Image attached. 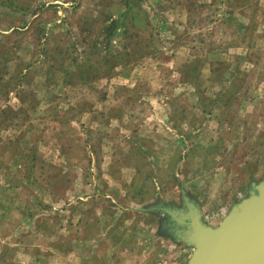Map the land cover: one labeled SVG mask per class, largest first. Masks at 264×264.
<instances>
[{
    "label": "rangeland",
    "instance_id": "374dc122",
    "mask_svg": "<svg viewBox=\"0 0 264 264\" xmlns=\"http://www.w3.org/2000/svg\"><path fill=\"white\" fill-rule=\"evenodd\" d=\"M246 4H254L249 8L253 16L262 13V0H0V264H16L15 259L21 255L9 247L10 240L31 242L36 238L44 239L45 232L39 228L55 225V219L50 216L35 221L42 208L30 199L36 198L37 191L22 184L30 175L34 160L15 153L17 144L7 140L8 136L21 134L20 126L28 123L27 113L30 112H34L35 116L31 118H34L36 130L20 135L25 152L30 148L46 151L45 144L40 142L43 134L38 131L50 129V140L65 142L63 153L80 163L85 158L81 156L85 142L80 137L83 131L93 149H98L92 171L96 183L104 177L111 181L112 177L118 178L122 174L120 166L124 163L142 166L139 176L135 169L125 174L129 180L140 175L143 177L132 185L128 183L122 199H99L96 204L98 210L116 211L115 220L111 218L110 241H125L131 245L129 248L138 245L136 251L139 255L129 251L124 255L128 264L188 263L195 249L181 241L166 223L170 220L167 210L182 205L181 189L186 184L181 180L185 179L186 183L193 178L197 182L201 171L199 164L203 154L192 153L194 156L190 157L188 152L195 139V134H190L199 123L194 115L198 110L192 108L199 102L195 88L200 85L202 95L199 97L205 102L209 115L214 111V92L223 91L221 84H212L210 77L214 76L201 75L200 68L210 64L217 53L221 57L220 73L231 65H243L246 56L241 57L237 52L246 47L245 44L253 43L255 49L248 59L256 68L249 69L250 81L254 82L249 93L258 90L264 94L261 85L264 82V41L259 38L264 27L256 22L244 23ZM248 34L255 39L248 42ZM124 70L128 73L127 85H117L119 74ZM229 72L230 69L226 73ZM235 85L239 86V82ZM14 89L20 99L31 101L28 109L24 110L13 100L11 90ZM88 97L97 100L98 104H95L93 119L89 122L90 129L85 131L81 130V116L93 107L84 99ZM106 98L112 101L109 113L103 105ZM118 98H122L124 104L113 105ZM156 98H164L166 105H152L151 101ZM259 102L256 100L257 104ZM166 109L174 115L171 120L163 121L167 118ZM153 110L159 113L157 121L160 125L169 124L178 130L174 138L168 137L165 130H160L159 136L152 139L149 135H139L141 130L148 134L156 123L150 120ZM188 113L195 117L182 125ZM260 114L262 118L257 116L258 121H250L247 145H238L234 149L238 151L232 153L234 161L238 162H233L229 168L212 165L209 169L212 186L220 181L219 174L223 182L233 185L238 198L250 195V177H254L253 181L264 178L262 105ZM44 116H50L49 120L54 121H40ZM109 117L121 120L114 122L112 130L106 131L101 123ZM56 120L61 124L56 125ZM12 124L18 127L7 131ZM182 131H188L185 138ZM109 144L114 145L116 152L102 154L103 145L106 150ZM166 146L170 153L160 151ZM49 153L54 158L57 156L55 149ZM29 155L31 157L34 153ZM182 156L187 161L178 170ZM194 157H197L196 161ZM106 161H115L109 171L103 169ZM256 163L257 170L254 169ZM48 170L59 178H72L71 171H55L44 161L39 164L38 176ZM73 172L83 173L77 165ZM202 181L206 182L205 176ZM59 184L57 191L62 193V181ZM111 184L116 188L117 183ZM195 187L189 186L191 189ZM227 187L223 189L230 190ZM209 189L208 186L206 191ZM100 190L117 192L106 186H101ZM79 192L74 190L70 196ZM25 196H29L27 200L23 199ZM160 199L176 201L177 205H163ZM49 200L45 204L52 207L53 201ZM120 205L138 212L125 213L123 208H118ZM169 206L171 208H165ZM9 209H23L26 219H32L35 231L12 239L9 227L15 228L24 221H15L20 216L18 214L10 220L5 212Z\"/></svg>",
    "mask_w": 264,
    "mask_h": 264
},
{
    "label": "crops",
    "instance_id": "0c3cea01",
    "mask_svg": "<svg viewBox=\"0 0 264 264\" xmlns=\"http://www.w3.org/2000/svg\"><path fill=\"white\" fill-rule=\"evenodd\" d=\"M262 2L264 3V0H262ZM260 5H262V13L253 16L249 8L251 6H254V4H246V11L244 12V20L246 21L244 22L245 24L248 25L252 22H256L260 26L264 27V4ZM259 38L264 41V33L262 34V36H259ZM252 39L254 40L255 38L251 37V35L248 34V42H251ZM216 41L220 40L216 39ZM244 46L246 47H243L237 53L241 55V57L246 56L245 66V63H243V65L241 63L231 65L226 69V71L223 70L222 73H220L222 69H220L219 67L221 57L220 54L217 53L214 55L215 58L211 60L210 64L203 65L200 68L201 75L204 74L206 77L210 74L213 75L214 78L210 77L213 82L212 84H221L223 91L214 92V111L209 115L206 112V109L208 108L206 107L205 102L201 99V97H199L200 95H202L201 91L199 90L200 85L198 86V88H195L196 90H198L197 94H199V102L192 108H197L198 110L194 115L198 117L199 123L198 126L194 127V129L192 130L193 133L190 132V136L195 134L193 137V139H195L194 144H192V148L189 149L188 152L191 154L190 157L194 156L192 155V153L197 155L203 154L202 157H200L201 162L199 164V167L201 168V171L199 174V180L197 182H194L193 178H191L186 183L184 182L185 179L181 180L184 184H186L185 187L182 186L183 188L181 189V207H165L168 209H174L175 211L184 208V211H187V202L196 203L202 210L204 222L213 227H217L223 221L225 216L231 211V209L238 202L244 200L247 197L238 198L239 194H234L236 192V189H232L233 185L231 183L227 184L225 181L223 182V179L221 178V176H219V174L217 175V178H219L220 181H218L217 185L212 186L213 180L210 181V179L208 178V175L211 173L209 169H212V165H215V168H229L233 166V162H238V160L234 161V157L232 156V153L238 151L234 150L235 147H237L238 145H247L248 131L251 129L250 121H253L254 119H257L258 121L259 119L256 118L257 116L262 118V114H260V105L264 106V94H260L258 90H254L249 93V90H252L254 88L253 84L252 88L249 89L251 84L254 83L250 81L249 69H255L256 66L253 62H249L248 56L251 55V53L255 49V45L253 43H247ZM229 69L230 72L227 74L226 72ZM156 70H158V67H156ZM245 71L247 74H245ZM127 74L128 73L125 70L119 74L120 79L118 80L119 82H117V85H127ZM236 82H239V86L235 85ZM181 83L179 82V84ZM183 83L187 82L184 81ZM261 85L264 89V82H261ZM16 92V89L11 90V95L12 97H14L13 100H16V103L18 102L19 106L24 110L28 109L31 101L20 99ZM223 92L226 95H223ZM84 99H86L88 104L93 105L91 111L82 114V121L80 122L81 130L89 131V122L93 119V110L95 109V104H98V101L89 97ZM256 100H260V102L257 104ZM104 102L105 104L103 105H105V109L109 113L112 101L106 98ZM166 103L167 102L164 98H156L154 99V101H151L152 105H166ZM115 104L121 106L122 104H124V100H122V98L115 99L113 105ZM49 105L50 104H48V107ZM152 112L153 114L150 116V120L156 123L152 125V128L148 134L144 133L143 130H141L139 135L141 137H147L146 135H149L152 139V137L159 136L160 130H165L168 137L171 136L172 138H174L173 136L177 135L176 132H178V130L170 127L169 124L165 125V123H163L160 125V122L157 121L159 120L158 111L153 110ZM27 114L30 118L28 123L20 126L21 134L24 133L23 136L31 134V132H34L36 130L33 124L34 118H31L32 116H35L34 112H30ZM40 115L41 114H39V118ZM173 115L174 114L168 113L167 111L166 120L165 118H163L162 120H171ZM194 117H192V113H188L187 117L184 118L185 121L183 120L182 125H186L188 122L187 120L194 119ZM49 119L50 116H44V119H40V121L44 120L46 123L47 121L49 123L54 121ZM13 120L15 119L13 118ZM119 120H112L111 117H109L108 120L105 121V123H101V127H104V130L106 131H110L112 130V126H115L114 122H119ZM57 123L61 124L60 121L56 120V125ZM17 127L18 126L15 124L9 125L7 127V131H10ZM38 132L43 134V138L40 139V142L42 141V143L45 144L47 148L46 151H43L39 148H30L29 150H27V152H25V147L24 145H21V142L19 140L21 138V134L12 135L10 137L8 136L7 140L8 142L11 141L17 144L18 151H15V153L21 154L24 159L32 158V160H34L30 175L23 179L22 184L23 186L29 187L28 189L33 188L37 191L36 198L30 199L32 203L36 202V204H38L42 208L41 213H39L36 218L34 217L35 221L37 222V220L41 219L42 217L50 216L55 219V225L52 226V228L46 226V228H39L41 229V232H45V235H42L44 239L40 237L41 239L36 238L31 242L10 240L11 242L7 243L9 247L16 251L18 250L17 252L21 254L20 257L15 259V263L128 264L126 260L127 257H125L124 255L128 251L130 253H135L136 256L137 254L139 255V253L136 251V249L139 248L138 245L133 248H129L131 245H127L125 241H110V227L112 223L111 218H114L115 220L116 211H111L108 209L98 210L96 209V204L99 199H106L108 201L110 198L111 201H116L118 197L122 199L123 191L126 190V186L128 185V183L132 185V183H136L138 178L142 179L143 177V175H140V177H135L129 180L127 179V176L125 177V174L129 170L135 169L138 172L136 173L137 176H139V172L143 170L142 166L139 164L133 165L124 163L120 166L122 174L118 178L112 177L111 181L110 178L104 177L100 179V182L96 183V179L93 176L92 171L93 167L96 164L95 158L98 155V149H93L90 141L87 140L88 135L85 132L82 131L80 133V137L85 139V142L83 143L84 148H82L83 151L81 155H84L85 158L82 159L80 163L78 160L74 162L75 160L68 158L66 154L63 153L65 142L53 143L50 140V129L44 130V128H42ZM124 132L127 133V131L125 130ZM182 132L185 138V134L188 133V131ZM118 133L121 135V127H119ZM102 136H104V133H102ZM180 136L182 135L180 134ZM48 142L50 143L47 144ZM171 142L175 143L173 140ZM105 147L106 145H103L101 149L102 154L116 152L114 145L110 146L109 144V150H105ZM187 147H189V144H187ZM52 149H55L57 152V156L55 158L52 157L49 153ZM148 151L152 155H154V152L151 148L148 147ZM160 151L170 153L171 150L166 146ZM31 152H33L34 155L30 157L29 154H31ZM194 158L196 161L197 157ZM41 161L46 162L48 166L52 167V169H54L55 171L59 172L60 170L64 171L65 169L71 171V180H68L67 176H65L64 178H59V176L53 174L51 170H48L46 174L45 172L47 170L42 171L40 173L41 176H38L39 164ZM185 161H187L186 157L182 156V158L180 159L181 163H179L178 165V170H180L181 166L184 165L183 163H185ZM114 164L115 161H106V164L103 165V169L109 171V169H111V165L113 166ZM76 165L80 168L81 173L83 172L82 175L73 172V169L76 168ZM21 166L22 165L20 164L19 168H21ZM255 168L256 170L258 169L257 163L254 169ZM253 173H255V171H253ZM204 176L206 177L205 183H203L202 181ZM253 180L254 177H250L248 182V186H251L252 189L256 184L264 180V178L258 181ZM59 181H62V185L64 186L62 193H59V191H57V188H59L60 185ZM111 183H117L116 188H112ZM226 185H228L227 188L230 190L223 189ZM101 186L110 187V189H115L117 192H101ZM189 186L196 187L191 189L189 188ZM208 186L211 189L206 191ZM102 189L105 188L102 187ZM106 189L109 190L108 188ZM74 190L80 191L79 194L76 193L70 196V193H72ZM28 197L29 196H25L23 199L27 200ZM48 198L50 199L49 201H53L52 207L45 204L48 201ZM160 200V203L163 205H177V203H175L176 201H166L164 199ZM54 203L56 204V206H60V208H56V206L54 207ZM118 208H123L122 210L125 213H127V211L138 212V210L129 208L128 206L120 205V207ZM22 210L13 211L12 209H9L8 211H5L6 216L9 217L10 220L16 217L15 215L18 214L20 216H18L15 221H24L23 224L15 228L11 229L9 227V235H11L12 239H16L20 237V235L22 236L24 233H33L35 231V226L32 224V219L27 220L25 213ZM39 236L40 235H38V237ZM51 236H54L52 237L53 239L50 238ZM50 252H52L53 254H48ZM10 263L12 262H9L8 264Z\"/></svg>",
    "mask_w": 264,
    "mask_h": 264
},
{
    "label": "water",
    "instance_id": "95a60500",
    "mask_svg": "<svg viewBox=\"0 0 264 264\" xmlns=\"http://www.w3.org/2000/svg\"><path fill=\"white\" fill-rule=\"evenodd\" d=\"M187 208L175 212L185 227L179 239L195 249L187 264H264V180L217 227L204 222L196 203Z\"/></svg>",
    "mask_w": 264,
    "mask_h": 264
},
{
    "label": "flooded vegetation",
    "instance_id": "af4514ba",
    "mask_svg": "<svg viewBox=\"0 0 264 264\" xmlns=\"http://www.w3.org/2000/svg\"><path fill=\"white\" fill-rule=\"evenodd\" d=\"M171 210H167V212H170V214L167 213L169 215L170 220L166 223V226L171 231H174L178 234L179 232L183 231L185 227L179 223V219H181V216L179 214H176V211L174 209Z\"/></svg>",
    "mask_w": 264,
    "mask_h": 264
}]
</instances>
